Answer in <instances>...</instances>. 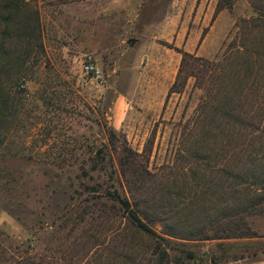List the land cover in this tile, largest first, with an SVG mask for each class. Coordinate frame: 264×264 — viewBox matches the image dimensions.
<instances>
[{
  "label": "rangeland",
  "instance_id": "obj_1",
  "mask_svg": "<svg viewBox=\"0 0 264 264\" xmlns=\"http://www.w3.org/2000/svg\"><path fill=\"white\" fill-rule=\"evenodd\" d=\"M211 1L217 2L206 0L203 13ZM24 2L36 11L40 36L30 44L28 57L23 54L17 86L23 111L10 130L8 153L0 160L5 171L0 179V264H119V253L132 255L126 250L131 231L123 229L114 210L108 218H87L84 229L96 235L85 237L81 228H75L80 208L92 207L93 202L109 210L112 205L125 206V199L131 204L136 200L140 216L158 233L167 221L190 230L196 225L209 235L226 234L225 218L238 213L242 197L252 190L245 188L247 182L223 173L219 163L212 161L206 168L203 162L181 157L195 144L218 143L202 136L214 126H208L204 117L211 112L209 104L201 108L207 93L190 77L178 91L157 99L154 66L146 64L142 52L143 47L163 46L166 40L172 44L164 16L182 12L195 25L197 7L191 9L198 0ZM231 3L213 13L202 37L189 48L191 53L224 60L243 19L256 15L252 4L264 0ZM101 13L107 19L99 20ZM29 17L34 15L26 14ZM245 34L249 36L248 31ZM15 41L24 42L14 36L11 42ZM84 53H90L101 69L102 83L83 73ZM121 137L138 152L149 146L151 175L144 182L127 185L117 172L113 145L118 146ZM197 138L200 143L194 141ZM230 166L228 161L225 167ZM113 190L119 200H105ZM257 206L243 213L256 236L174 240L175 249L190 251L194 257L183 255L171 264H230L234 260L230 256L240 254L246 261L256 259L264 253V200ZM149 214L152 220L147 219ZM244 241L258 245L236 249L226 259H209L213 254L220 257L221 246ZM143 242L138 240L134 252L146 250L148 241Z\"/></svg>",
  "mask_w": 264,
  "mask_h": 264
},
{
  "label": "trees",
  "instance_id": "obj_2",
  "mask_svg": "<svg viewBox=\"0 0 264 264\" xmlns=\"http://www.w3.org/2000/svg\"><path fill=\"white\" fill-rule=\"evenodd\" d=\"M231 4V0H217L215 14L222 9L230 8ZM252 5L256 15L243 19L237 37L231 43L233 48L224 60L208 59L174 48L181 53V60L175 80L168 91V94L178 91L186 84L188 78H195V85L207 93L201 108L206 107L207 104H209L207 107L211 108V112L205 114V120H208V126L214 123V126L208 127L202 136L208 137V141L209 139L218 141L215 146L195 144L186 152L184 151L181 157L195 164L203 162L206 168L212 161L219 163L224 167L223 173L240 183L247 182L248 187L245 188L251 189L252 193L246 198L242 197L237 214L225 218L222 231L228 232L213 235L206 234L204 229L196 225L190 230L178 228L179 224L173 225L167 221L163 222L162 232L158 233L148 221L140 216L136 200L131 204L125 199V206L112 205L113 208L109 210H103L96 202H93L92 207L91 205L82 206L74 218V223L75 228H81L85 237L95 234H90L88 227L84 229L87 218L92 221L97 218V215H99L98 218L102 216L108 218L113 215L111 210L120 216L121 223L124 222L123 229L127 226V229L131 231L130 236H127L130 242L126 250L131 251L132 255L127 256L126 251L119 253L121 256H119V264H171L181 260L180 256L183 255L188 258L194 257L190 251L175 249L172 245L177 241L174 240L196 239L198 236L200 239L256 236L243 215L245 211L256 208L259 202L264 200V4L253 3ZM31 13L34 17L26 18V14ZM35 16L36 11L31 10L24 0H0V160L8 153L7 143L10 130L15 121L18 118L21 119L19 116L23 111L22 105L20 106L22 104L21 92L17 90V86L20 84L24 69L23 54L28 57L30 44H33L40 36L38 20ZM246 30L249 32L247 37ZM14 36L18 39L23 37L24 42L21 41L19 45H17V40L11 42ZM164 44L173 47L166 42ZM234 58L236 60L233 64L225 65L232 62ZM256 64L259 65L258 70L255 69ZM109 133L111 137H115L113 128H109ZM194 141L200 143L199 138ZM113 150L117 155V172L125 179L127 185L144 182L147 177L149 178L151 173L148 169L150 155L148 145L138 152L121 137L119 145H113ZM228 161H231L229 169L225 167ZM4 172L0 166V179L3 178ZM245 191L244 194L247 195ZM107 193L104 196L105 200L118 201L120 198L117 190ZM253 196H257L258 200L253 199ZM98 209H102L101 214L95 215ZM146 217L152 220L151 214ZM142 239L148 241L146 250L134 252L138 240L144 243ZM255 245L258 243L249 241L223 245L220 257L213 254L209 259L213 262L226 259L236 249H248ZM172 252H177V254H172ZM230 257L236 260L244 256L240 254ZM25 264H34V262Z\"/></svg>",
  "mask_w": 264,
  "mask_h": 264
},
{
  "label": "crops",
  "instance_id": "obj_3",
  "mask_svg": "<svg viewBox=\"0 0 264 264\" xmlns=\"http://www.w3.org/2000/svg\"><path fill=\"white\" fill-rule=\"evenodd\" d=\"M205 4L206 0H198L197 5L195 2L192 7L191 11H194L195 6L197 7L198 14L192 22L196 24L192 26L190 24L189 15L183 16L182 12L171 14L170 16H164L163 26L166 27L165 31L170 33V42L172 43L170 45L173 47H169L168 45L165 46L166 44L163 46L161 44L153 45L152 47L148 46L147 49L143 47L142 52L146 53V64L152 63L151 65L154 66V68H152L153 74H155V81L153 84L155 85V91H157L158 94L156 97L157 99H161L162 95L164 96L163 98L167 96L169 88L175 79L181 60V53L174 48L190 52L189 48H191L202 37L203 27H207V25L210 24L211 17L215 14L216 4L212 5L211 1V6L209 5L208 10L203 13ZM105 17L107 19V14L104 13L97 16L101 21H103ZM170 50H172V52H170ZM119 101L118 97L115 105L118 104ZM113 124L117 126L115 120L113 121ZM263 255L264 253L261 252L257 255L256 259L246 261L247 258L245 257L233 260L230 264H264Z\"/></svg>",
  "mask_w": 264,
  "mask_h": 264
},
{
  "label": "built area",
  "instance_id": "obj_4",
  "mask_svg": "<svg viewBox=\"0 0 264 264\" xmlns=\"http://www.w3.org/2000/svg\"><path fill=\"white\" fill-rule=\"evenodd\" d=\"M82 71L84 74L88 75L89 78L97 80L102 83V71L94 63L92 55L90 53L83 54Z\"/></svg>",
  "mask_w": 264,
  "mask_h": 264
}]
</instances>
